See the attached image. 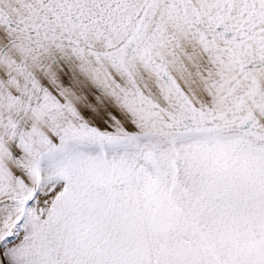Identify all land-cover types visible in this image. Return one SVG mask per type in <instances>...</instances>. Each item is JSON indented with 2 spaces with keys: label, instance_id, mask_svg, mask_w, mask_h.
<instances>
[{
  "label": "snow or ice",
  "instance_id": "snow-or-ice-1",
  "mask_svg": "<svg viewBox=\"0 0 264 264\" xmlns=\"http://www.w3.org/2000/svg\"><path fill=\"white\" fill-rule=\"evenodd\" d=\"M0 264H264V0H0Z\"/></svg>",
  "mask_w": 264,
  "mask_h": 264
}]
</instances>
